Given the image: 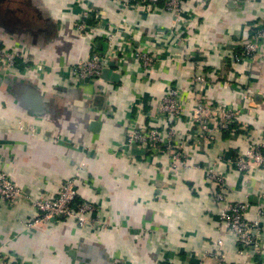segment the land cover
<instances>
[{
    "label": "crops",
    "instance_id": "1",
    "mask_svg": "<svg viewBox=\"0 0 264 264\" xmlns=\"http://www.w3.org/2000/svg\"><path fill=\"white\" fill-rule=\"evenodd\" d=\"M185 8L190 23L180 44L161 7L145 14L122 13L117 0H0L1 44L43 67L25 74L0 68V170L33 199L55 198L76 178L78 199L95 206L99 221L83 229L56 218L27 228L33 204L0 200V253L23 264H218L222 241L227 264L250 263L220 215L234 203L249 204L251 220L264 209V168L234 167L248 149L245 135L264 140V47L255 60L231 64L246 29L264 21V0H187ZM91 11L122 28L116 48L124 52L109 67L118 83L66 73L106 50L105 32L79 29ZM154 49H163L159 61L144 72L137 53ZM201 74L207 85L195 84ZM171 88L182 92L187 111L169 126L189 151L177 169L169 156L126 145L133 125L158 128L157 109ZM202 98L244 114L249 132L201 138L188 119ZM209 168L225 177L221 203L207 183ZM262 236L256 264H264V224Z\"/></svg>",
    "mask_w": 264,
    "mask_h": 264
},
{
    "label": "built area",
    "instance_id": "2",
    "mask_svg": "<svg viewBox=\"0 0 264 264\" xmlns=\"http://www.w3.org/2000/svg\"><path fill=\"white\" fill-rule=\"evenodd\" d=\"M122 13L129 10H138L145 14H150L160 7L162 10L172 16L171 34L175 36L180 44L185 43L181 38V28L190 23L186 14L187 0H117ZM96 24L90 26L89 20ZM123 26V24H122ZM99 28L105 32L106 50L99 54L93 53L88 59L80 61L72 66L67 67V72L76 77L79 81L102 79L105 70L109 69L112 58L116 57L118 52L123 55L124 50L118 47L125 38L121 34L122 28L113 29L110 22L99 16L94 11L84 14L83 20L79 24L81 32L87 29ZM96 28V29H97ZM112 28V29H111ZM124 30V29H123ZM120 32V34H119ZM188 40V39H187ZM163 42H166L165 40ZM162 42V43H163ZM116 43V46H115ZM166 47V44H158ZM157 45V46H158ZM264 47V21L250 25L244 35L237 41V50L232 58V67L240 63L253 61ZM163 49H154L151 51H141L138 58L142 64V70L149 72L154 65L158 63V57ZM32 61L26 54L16 49L5 48L0 42V65L4 70H16L20 73H30L33 71H42V66L33 67ZM207 74L196 76V85H207ZM182 92L178 88H171L168 94L162 99L157 109L159 119L157 120L158 128L146 129L139 128L136 125L131 127L127 136V146L143 150L146 154L156 156H169L172 159L174 168L185 166V158L189 151L181 146V140L174 128H170L173 122H180L187 112L183 106ZM139 101L138 109H142L143 104ZM247 113L249 116H253ZM244 114L232 109H226L224 105H214L201 99L190 113L188 122L191 127H196L201 138L207 136L213 138L216 133H248L250 125L243 120ZM246 115V114H245ZM169 127V128H168ZM163 128V130H159ZM24 129V128H23ZM28 132H34V127H25ZM249 146L248 149L239 156L234 167L239 172H249L258 168H264V140H252L251 132L245 135ZM193 138L192 140H194ZM199 140V139H196ZM84 166V164H83ZM82 166V167H83ZM207 183L214 190V198L217 203H221L227 196V186L224 175L214 168H209ZM76 178L68 180L62 186L57 197L50 198L47 195L38 196L33 199L23 189L17 187L12 181L10 175L0 170V200L14 205L18 201L26 200L33 204L37 210V215L33 217L27 225L32 228L41 223H47L51 219L64 218L69 221H75L80 228L99 225L96 216V208L93 204L87 202H78ZM251 207L246 203H234L226 205L221 212V221L229 233H231L238 246V255L247 257L249 264H256L254 258L260 253L262 247V235L264 224V209H260L258 217L254 220L249 219ZM219 249L216 251L218 264H227L222 254V241L216 244ZM252 260V261H251ZM0 264H23L16 263L11 256L6 257L0 253Z\"/></svg>",
    "mask_w": 264,
    "mask_h": 264
},
{
    "label": "water",
    "instance_id": "3",
    "mask_svg": "<svg viewBox=\"0 0 264 264\" xmlns=\"http://www.w3.org/2000/svg\"><path fill=\"white\" fill-rule=\"evenodd\" d=\"M111 67H113L112 64H111ZM0 68H1V65H0ZM102 78L105 79L106 81L107 80H112L115 83H118L120 81V76L118 74L113 73L111 69L105 70V72L103 73ZM30 91L34 92L33 90H30ZM98 125H99L98 123H93L92 124L93 131H97V128L99 127ZM52 221H54V219Z\"/></svg>",
    "mask_w": 264,
    "mask_h": 264
},
{
    "label": "trees",
    "instance_id": "4",
    "mask_svg": "<svg viewBox=\"0 0 264 264\" xmlns=\"http://www.w3.org/2000/svg\"><path fill=\"white\" fill-rule=\"evenodd\" d=\"M77 201L80 202V203H82L78 198H77Z\"/></svg>",
    "mask_w": 264,
    "mask_h": 264
}]
</instances>
